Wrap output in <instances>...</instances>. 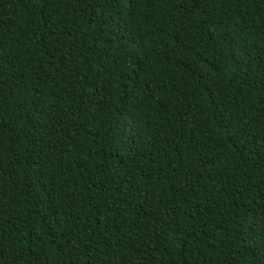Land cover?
Segmentation results:
<instances>
[{
    "label": "trees",
    "instance_id": "obj_1",
    "mask_svg": "<svg viewBox=\"0 0 264 264\" xmlns=\"http://www.w3.org/2000/svg\"><path fill=\"white\" fill-rule=\"evenodd\" d=\"M0 264H264V0H0Z\"/></svg>",
    "mask_w": 264,
    "mask_h": 264
}]
</instances>
